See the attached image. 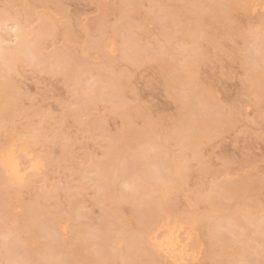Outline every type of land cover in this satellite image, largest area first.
I'll use <instances>...</instances> for the list:
<instances>
[{
  "label": "rangeland",
  "instance_id": "obj_1",
  "mask_svg": "<svg viewBox=\"0 0 264 264\" xmlns=\"http://www.w3.org/2000/svg\"><path fill=\"white\" fill-rule=\"evenodd\" d=\"M9 147L0 264H264V0H0Z\"/></svg>",
  "mask_w": 264,
  "mask_h": 264
},
{
  "label": "bare ground",
  "instance_id": "obj_2",
  "mask_svg": "<svg viewBox=\"0 0 264 264\" xmlns=\"http://www.w3.org/2000/svg\"><path fill=\"white\" fill-rule=\"evenodd\" d=\"M27 152L28 151L25 150L24 153ZM0 164L9 177L14 179L15 181L21 182L24 172L22 171L18 159L16 157L15 148L9 147L0 153ZM38 165L39 162H32L29 166V169L34 170L37 168ZM156 226V222H151L146 227V232L150 233L149 238L152 243H155L157 249L161 251L163 255L168 257L171 260L172 264L184 262V255H187L185 254L186 241L183 243L180 242V239L177 235V229L175 227H169L165 225L163 235L158 238ZM186 237L187 238L185 240L189 239L190 233H187Z\"/></svg>",
  "mask_w": 264,
  "mask_h": 264
}]
</instances>
